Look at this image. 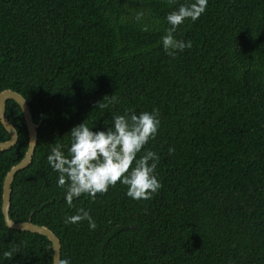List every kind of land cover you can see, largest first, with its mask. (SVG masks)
Returning <instances> with one entry per match:
<instances>
[{
    "label": "trees",
    "instance_id": "16d2710c",
    "mask_svg": "<svg viewBox=\"0 0 264 264\" xmlns=\"http://www.w3.org/2000/svg\"><path fill=\"white\" fill-rule=\"evenodd\" d=\"M193 2L0 0V93L22 95L41 123L33 162L12 185L10 217L49 228L61 264H264V0H208L174 33L192 47L170 56L166 17ZM154 109L160 126L144 150L159 156L158 192L135 200L117 182L69 206L51 150L67 155L81 123L106 131L114 115ZM6 116L19 141L0 150V264H53L47 237L5 223L4 181L29 146L15 101ZM9 139L0 120V142ZM81 208L95 230L65 224ZM12 248L20 251L6 259Z\"/></svg>",
    "mask_w": 264,
    "mask_h": 264
},
{
    "label": "clouds",
    "instance_id": "9594fccd",
    "mask_svg": "<svg viewBox=\"0 0 264 264\" xmlns=\"http://www.w3.org/2000/svg\"><path fill=\"white\" fill-rule=\"evenodd\" d=\"M173 0H169L172 3ZM208 0H195L191 4H182L178 10L170 12L166 19L170 27L161 38L166 54L175 56L177 50L184 51L192 47V42L178 40L174 36L178 26L186 19L196 21L205 12ZM142 13L136 15V20ZM147 31L145 25L142 29ZM116 102L115 95H111ZM100 102L97 107H105ZM158 110L144 111L136 114L126 110L124 115H114L113 124L106 131H92L86 123L71 129V145L68 154L61 151L57 144L48 155L49 165L58 176L57 186L65 189L66 201L72 206L73 199L88 194L94 200L97 193L105 194L109 186L117 182L127 186V195L135 200H148L162 187L155 170L159 156L151 150H144L150 139H155L160 126ZM143 151L142 155H139ZM174 148L169 149L173 153ZM134 165V166H133ZM88 221L89 228L95 230L97 225L88 211L83 208L76 215L65 218V224H77ZM17 248L5 251L3 256L12 259L19 252ZM62 264H69L64 260Z\"/></svg>",
    "mask_w": 264,
    "mask_h": 264
},
{
    "label": "water",
    "instance_id": "95a60500",
    "mask_svg": "<svg viewBox=\"0 0 264 264\" xmlns=\"http://www.w3.org/2000/svg\"><path fill=\"white\" fill-rule=\"evenodd\" d=\"M15 101L20 108L22 109L27 128L29 133V146L25 154V157L17 165L11 168L8 172L3 187V204L2 211L5 219V223L8 228L12 230L22 231V232H31L35 234H40L48 238L52 243L54 258L53 264H61V242L59 238L47 227L38 226L31 222H14L10 217L11 209V200H12V185L15 181L17 174L26 168H28L32 162L36 152L37 143H38V133L37 130L41 126V123L36 124L34 122L31 110L27 104L25 98L17 92L12 90H6L0 93V120L10 135V139L6 142H0V150H9L17 145L19 141V134L15 127L11 124L6 116V107L8 101Z\"/></svg>",
    "mask_w": 264,
    "mask_h": 264
}]
</instances>
